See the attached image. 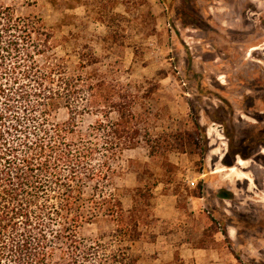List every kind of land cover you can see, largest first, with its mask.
<instances>
[{"label":"rangeland","instance_id":"374dc122","mask_svg":"<svg viewBox=\"0 0 264 264\" xmlns=\"http://www.w3.org/2000/svg\"><path fill=\"white\" fill-rule=\"evenodd\" d=\"M5 2L52 28L70 70L90 50L159 138L155 155L142 143L115 161L124 209L147 204L135 264H264V0Z\"/></svg>","mask_w":264,"mask_h":264},{"label":"trees","instance_id":"16d2710c","mask_svg":"<svg viewBox=\"0 0 264 264\" xmlns=\"http://www.w3.org/2000/svg\"><path fill=\"white\" fill-rule=\"evenodd\" d=\"M56 47L42 18L0 0V264H135L127 243L147 204L135 195L124 209L115 161L142 143L155 155L159 138L145 139L133 96L90 50L70 70ZM84 115L96 118L83 128ZM101 222L111 229L82 236Z\"/></svg>","mask_w":264,"mask_h":264},{"label":"flooded vegetation","instance_id":"af4514ba","mask_svg":"<svg viewBox=\"0 0 264 264\" xmlns=\"http://www.w3.org/2000/svg\"><path fill=\"white\" fill-rule=\"evenodd\" d=\"M252 49L254 50L255 48H252ZM240 161H242V164H244V160H242V159H240V158H237V160H236V164H238V165L241 166L242 164H239ZM230 168H234V169H235L236 167H230ZM230 168H228L227 170L229 171Z\"/></svg>","mask_w":264,"mask_h":264},{"label":"built area","instance_id":"2783aa9c","mask_svg":"<svg viewBox=\"0 0 264 264\" xmlns=\"http://www.w3.org/2000/svg\"><path fill=\"white\" fill-rule=\"evenodd\" d=\"M194 183L191 182V185H193Z\"/></svg>","mask_w":264,"mask_h":264},{"label":"bare ground","instance_id":"6f19581e","mask_svg":"<svg viewBox=\"0 0 264 264\" xmlns=\"http://www.w3.org/2000/svg\"><path fill=\"white\" fill-rule=\"evenodd\" d=\"M239 164H241V162H240ZM232 170H233V169H232Z\"/></svg>","mask_w":264,"mask_h":264}]
</instances>
